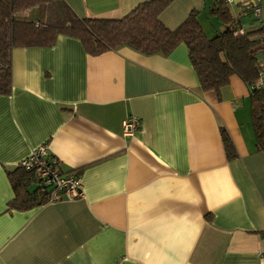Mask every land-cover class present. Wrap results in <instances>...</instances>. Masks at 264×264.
Returning a JSON list of instances; mask_svg holds the SVG:
<instances>
[{"label":"crops","instance_id":"obj_1","mask_svg":"<svg viewBox=\"0 0 264 264\" xmlns=\"http://www.w3.org/2000/svg\"><path fill=\"white\" fill-rule=\"evenodd\" d=\"M61 1L79 19H121L149 0ZM241 1L229 7L235 16ZM211 2L172 0L159 20L174 30L197 12L212 38L221 26L205 23ZM261 23L264 2L261 20L243 25ZM10 60L11 91L0 95V264H264V154L238 78L220 98L200 91L183 44L168 56L127 47L91 56L60 35L49 48H14ZM129 116L140 127L128 137ZM42 145L83 194L12 209L7 171Z\"/></svg>","mask_w":264,"mask_h":264},{"label":"trees","instance_id":"obj_2","mask_svg":"<svg viewBox=\"0 0 264 264\" xmlns=\"http://www.w3.org/2000/svg\"><path fill=\"white\" fill-rule=\"evenodd\" d=\"M171 2L149 0L121 19H79L61 0H0V95L11 91V51L49 48L60 35L78 40L91 56L122 47L144 56H168L183 44L200 91H214L220 98L232 77L248 88L255 149L264 154V89L252 88L260 74L264 25L245 28L241 19L244 13L235 16L229 6L212 0L209 13L221 26L214 37L204 34L197 12H191L177 28L169 30L159 16ZM32 9H37L43 19L38 16V20H34ZM220 136L227 160H234L233 144L223 128H220ZM7 177L14 191L8 204L10 208L26 210L48 202L50 191L38 185L32 170L16 166L15 170L7 171ZM261 235L264 236V232Z\"/></svg>","mask_w":264,"mask_h":264},{"label":"built area","instance_id":"obj_3","mask_svg":"<svg viewBox=\"0 0 264 264\" xmlns=\"http://www.w3.org/2000/svg\"><path fill=\"white\" fill-rule=\"evenodd\" d=\"M49 1V0H41ZM226 6H232L236 0H220ZM264 0H242L240 13L251 15L255 20H261ZM260 74L252 85L253 89H264V48L260 60ZM123 136H133L140 127V121L135 117H127L122 122ZM24 170H32L38 185L50 191L48 202L73 200L82 196V184L78 176L63 174L57 164L48 159L47 148L42 145L17 164Z\"/></svg>","mask_w":264,"mask_h":264},{"label":"rangeland","instance_id":"obj_4","mask_svg":"<svg viewBox=\"0 0 264 264\" xmlns=\"http://www.w3.org/2000/svg\"><path fill=\"white\" fill-rule=\"evenodd\" d=\"M233 10H235V8L233 7L232 8V11ZM206 18H208V19H206V25H209L210 23V21L209 20H213L215 17L214 16H212V15H208V14H206ZM242 23L244 24V25H246L249 21H250V19L251 20H253V17L251 16V15H244V16H242Z\"/></svg>","mask_w":264,"mask_h":264}]
</instances>
